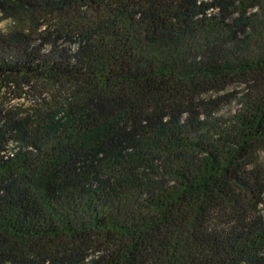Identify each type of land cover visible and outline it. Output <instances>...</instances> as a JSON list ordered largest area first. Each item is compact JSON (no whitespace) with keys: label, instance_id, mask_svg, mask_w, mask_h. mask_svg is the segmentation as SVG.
<instances>
[{"label":"trees","instance_id":"trees-1","mask_svg":"<svg viewBox=\"0 0 264 264\" xmlns=\"http://www.w3.org/2000/svg\"><path fill=\"white\" fill-rule=\"evenodd\" d=\"M0 20V264H264V0Z\"/></svg>","mask_w":264,"mask_h":264},{"label":"rangeland","instance_id":"rangeland-1","mask_svg":"<svg viewBox=\"0 0 264 264\" xmlns=\"http://www.w3.org/2000/svg\"><path fill=\"white\" fill-rule=\"evenodd\" d=\"M5 26V20H0V28H4ZM232 86L228 87L227 90H230ZM238 89V86L236 87ZM210 95L204 94V98H209ZM214 95H211L212 98ZM20 101H23L21 99ZM217 101V100H216ZM218 104L210 105L208 102L203 103L199 110H198V119L206 122L207 124H204V127H210L213 125L212 121L216 117H223L227 113L231 112L235 108V104L231 103L227 99H222L221 101H217ZM208 106H211L210 108ZM204 127H197V128H189V135H194V134H201L202 131H204ZM262 159L264 158L263 154L261 155Z\"/></svg>","mask_w":264,"mask_h":264},{"label":"built area","instance_id":"built-area-1","mask_svg":"<svg viewBox=\"0 0 264 264\" xmlns=\"http://www.w3.org/2000/svg\"><path fill=\"white\" fill-rule=\"evenodd\" d=\"M14 150H15V144L13 142H10V152H9V154H13Z\"/></svg>","mask_w":264,"mask_h":264}]
</instances>
